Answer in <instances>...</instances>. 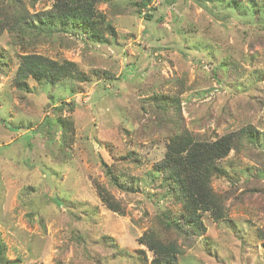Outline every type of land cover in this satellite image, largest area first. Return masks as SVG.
I'll return each instance as SVG.
<instances>
[{
  "label": "rangeland",
  "instance_id": "374dc122",
  "mask_svg": "<svg viewBox=\"0 0 264 264\" xmlns=\"http://www.w3.org/2000/svg\"><path fill=\"white\" fill-rule=\"evenodd\" d=\"M54 2L18 3L35 13ZM140 2L97 0L115 31L101 41L69 29L35 40L0 31V238L11 264H149L138 238L158 212L179 213L155 169L170 134L155 128L160 94L178 99L183 125L200 138L247 124L259 136L218 161L229 176L211 186L225 217L205 212V231L176 264H264V0H149L139 13ZM25 52L73 61L90 80L29 77L19 87ZM46 115L69 124L41 126ZM104 163L132 190L112 184Z\"/></svg>",
  "mask_w": 264,
  "mask_h": 264
},
{
  "label": "trees",
  "instance_id": "16d2710c",
  "mask_svg": "<svg viewBox=\"0 0 264 264\" xmlns=\"http://www.w3.org/2000/svg\"><path fill=\"white\" fill-rule=\"evenodd\" d=\"M17 1L6 0V6L0 7V31L6 30L20 40L26 33L33 34L35 40L38 36L67 29L88 35L92 41H101L103 32L111 37L115 35L112 24L95 9L97 0H55L50 9L35 13H29ZM148 2L141 0L135 3L139 13L140 8ZM29 77L48 84L64 79L79 82L90 80L73 61H57L35 52H25L20 55L14 80L20 83L19 87H25ZM152 105L158 114L155 128L165 126L170 133L164 157L155 164V169L159 171L173 202L179 205V213L165 209L155 214L154 226L144 231L137 242L150 251L149 264H176L177 256L183 253V244L205 231L202 222L205 212L211 213L215 220L225 217L223 196L211 186L213 177L229 176L218 161L225 158L230 150L240 151L245 146L254 145L259 136L258 130L247 124L213 140H206L188 131L183 125L177 98L160 94L154 97ZM44 124L62 130L69 122L59 116L51 123V117L46 115L40 125ZM103 166L112 184L122 190H132L131 186L127 188L122 185L110 165L104 163ZM97 190L99 198L108 209L123 214L119 201L102 187ZM179 239L183 243H179ZM141 252L144 254V251ZM0 264H11L1 238Z\"/></svg>",
  "mask_w": 264,
  "mask_h": 264
}]
</instances>
